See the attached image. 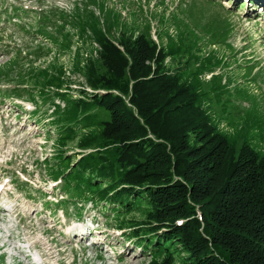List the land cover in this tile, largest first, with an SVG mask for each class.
<instances>
[{
	"label": "trees",
	"instance_id": "obj_1",
	"mask_svg": "<svg viewBox=\"0 0 264 264\" xmlns=\"http://www.w3.org/2000/svg\"><path fill=\"white\" fill-rule=\"evenodd\" d=\"M94 1L106 27L92 9L75 5L65 14L73 30L61 43L54 38L60 50H69L76 34L70 70L93 90L80 88L79 98L55 107L63 113L57 122L69 120L58 145L76 138L80 148L92 149L62 173L82 193L116 190L114 200L124 201L119 208L139 211L131 235L143 240L152 234L146 247L162 256L160 264H264V150L253 148L240 129L254 114L233 131L213 116L223 107L209 93L226 91L225 84L221 75L206 80L203 73L213 69L218 53L210 50L206 65L196 61L201 36H180L179 26L187 25L182 19L174 29L160 21L165 40L159 43L148 21L122 29L119 15ZM109 22L120 26L116 39ZM93 42L100 47L95 57ZM167 56L171 65L164 64ZM64 66L35 67L30 79L45 90H66ZM63 93L57 94L66 99Z\"/></svg>",
	"mask_w": 264,
	"mask_h": 264
},
{
	"label": "rangeland",
	"instance_id": "obj_2",
	"mask_svg": "<svg viewBox=\"0 0 264 264\" xmlns=\"http://www.w3.org/2000/svg\"><path fill=\"white\" fill-rule=\"evenodd\" d=\"M99 1L119 15L122 29L144 27L148 21L150 36L159 43L165 40L160 21L172 29L180 19L185 21L187 25L179 26L180 36L188 32L201 36L196 61L204 59L206 65L209 51L218 53L211 59L213 69L203 73L206 80L221 75L225 84L226 91L212 88L209 93L223 107L212 110L213 116L222 128L233 131L254 114L253 123L240 129L253 148L264 150V13L260 19L253 9L260 10L256 7L261 0ZM75 5L92 9L106 27L104 10L94 0H0V207L16 206L14 212L0 209V264H150L151 260L160 264L162 256L146 247L152 234L143 240L131 235L132 225L142 218L139 211L119 208L124 201L114 200L116 190L82 193L61 170L70 168L81 153L92 151L80 148L76 138L58 145L69 120L57 122L63 113H56L55 107L61 109L79 98L80 88L93 92L81 74L70 70L76 34L71 36V50H60L54 40L61 43L62 35L73 30L65 14L70 15ZM119 24L107 26L113 39ZM95 44L94 57L100 48ZM51 63L65 65L63 84L70 85L63 93L66 99L57 94L65 89L45 90L30 79L35 67ZM164 64L171 65L172 57L167 56ZM10 217L14 220L8 223ZM80 229L83 239L73 235Z\"/></svg>",
	"mask_w": 264,
	"mask_h": 264
},
{
	"label": "bare ground",
	"instance_id": "obj_3",
	"mask_svg": "<svg viewBox=\"0 0 264 264\" xmlns=\"http://www.w3.org/2000/svg\"><path fill=\"white\" fill-rule=\"evenodd\" d=\"M256 4H257V2H255ZM259 7H260V10H256L255 8H253L255 11H256V14L259 12V11H262L263 13H264V0H261V2L258 4V7H256V8H258L259 9ZM14 207H16L15 205H13ZM13 206H9V207H7L8 208V211H11V212H14V208H12ZM1 209V208H0ZM10 221H8V223L9 222H11V219H13V218H8ZM14 220V219H13ZM89 227V226H88ZM90 227L93 229L92 231H94L95 230V228L94 227H92V225H90ZM92 232L91 231H89V235H92L91 234ZM84 234V232L80 229V230H77V231H75L74 233H73V235H75L76 237H78V238H80V239H83L85 236L83 235ZM93 243H95V242H93ZM100 244H103L104 245V241H101L100 242ZM1 246H3V245H1Z\"/></svg>",
	"mask_w": 264,
	"mask_h": 264
}]
</instances>
